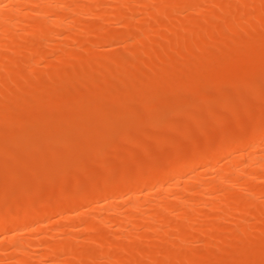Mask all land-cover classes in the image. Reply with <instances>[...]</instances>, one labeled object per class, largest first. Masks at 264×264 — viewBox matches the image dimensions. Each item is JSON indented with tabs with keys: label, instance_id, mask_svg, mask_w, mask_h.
Returning <instances> with one entry per match:
<instances>
[{
	"label": "rangeland",
	"instance_id": "374dc122",
	"mask_svg": "<svg viewBox=\"0 0 264 264\" xmlns=\"http://www.w3.org/2000/svg\"><path fill=\"white\" fill-rule=\"evenodd\" d=\"M29 1L32 0H18V2L11 0L3 1V6L1 5L0 7V22L3 19L7 20L12 18L17 10L28 11L26 7H28L27 4ZM93 1H95V4L91 0L76 1L77 5H91L92 3L96 5L97 1H103L101 10H105V12L101 11L100 7L97 8L95 6L94 8L99 10H96V15L95 13L94 15H88V13L85 15L83 13L79 14V16L81 15L80 19L79 17L75 18L79 23L81 20L80 27H83L82 30L84 29L83 31L85 33L82 32L79 34L82 30L78 29L79 26L74 25L75 23L72 22L71 15V18H66V20L70 19L69 21H71L70 28L67 27V30L65 29L54 41L48 37L56 28L51 23L45 24L43 33H40L41 36H39L40 34L38 32H36L38 36L33 34L31 37L27 36V34L24 36L23 34L21 36L24 39L22 42H20L21 39L16 42L14 37L11 38L16 29L20 30V25L24 26L22 24L23 22H29L27 18H25V21L23 19H17L20 23L17 22L13 26H18L15 30L13 27L11 28L13 30L10 29L14 31L11 34L12 36L8 37L10 39L7 38V35L5 39V36L1 37L4 34L0 35V43L1 41H6L4 42L5 45L4 43L0 44V81L3 80L0 82V86L3 85L0 87V219L5 218L6 220L18 222L22 218V213L25 214L30 209V214L32 215L33 213L35 215L33 216L35 221L32 220L34 222L31 221L32 224L29 223V227L26 226L22 230L18 229L19 231L17 229L13 230L14 228L11 231L10 228L9 231H6L8 233L0 235V264H6L5 262L7 264H13V262L14 264H27L30 260L32 262H30L31 264H84L85 260V264L89 261L88 264H264V194L260 193V197L255 196V198L258 197L255 203L249 201L250 198L252 200L253 195L251 197V194L254 191L258 190L259 192L264 188V175L260 174L261 171L251 173L252 175H249L250 177L248 176V178L244 177V174V176L242 175V166L232 167L233 164H231L233 172L229 174L232 175L229 178L236 176L239 180L238 185H235L236 181L230 186L228 184H225L226 186H220L221 191L224 189L225 193H228L230 190L229 195L223 197L225 198L223 201L219 198L224 196L225 193L219 191L220 187L218 188L220 194H214L213 191H208L210 194L218 195L217 198L213 194L211 196L208 195L207 192V195H204L205 198L201 197L202 199L200 200L203 204L199 201L198 203L200 204L197 206H200L197 208L203 213L198 214L207 217L204 219L201 218L197 224L198 228L189 229L185 226V223L181 225V219L183 222H186V219L180 217L181 219L179 220V217L176 216H182L183 214L180 213H183V211L179 213L180 208L177 209L179 211H172L167 207V205H173V202L175 203L174 199L177 197H180L182 200L180 198L177 199L182 202L191 200L193 203L195 200L192 201L193 198L191 199L189 197L190 194L186 190L183 193H181V190H179L180 192L178 191L179 193L176 192L178 190L174 188L176 184H179V189H189L193 185V190L196 188V191L198 189L201 191L204 188L203 183L207 181L212 182L214 179H217L220 168L236 160L239 153L250 152L251 149H244L242 147L249 138L264 132V0L250 1V3L255 2L250 6L249 4L245 6L246 9L243 7L244 9L242 8V11H239L241 13L238 12L241 15L236 14L239 18L235 15L238 21H233L234 25L236 23V28L231 24L230 28L226 30L221 27L224 22L229 27V21L227 20H231L229 19L231 15L228 16L226 7L232 4L236 5L237 1L235 4V0H197L198 2L196 0H172V4L168 0H141L139 3L142 2V6L138 5V0H129V2H125L127 7L124 5V7L120 6L122 0H120L119 7L116 6L118 0ZM156 1L157 3L160 2V5ZM173 1L178 4L177 8H173L176 7ZM195 2L198 3H196L198 6L200 5L199 8H193ZM154 3L156 6L159 5V11H154V9H157V7L153 8ZM190 3L192 6L189 5ZM130 4H137L140 6V10L138 9L135 12L134 9L137 8L135 6L130 7ZM208 5L209 7H207ZM24 6L26 9H23ZM123 8H131L130 10L134 12L126 9V13L130 11L131 14L129 12L130 15L128 14V17L126 16L127 18H124L125 20H118L112 17L124 11ZM141 8H143L142 11ZM165 8L169 10H165ZM108 9L110 12L116 11V13H107L106 11ZM161 9L164 12L169 11V14L168 12L165 14L163 10L162 13ZM258 9H260V12H263L259 14L260 12H257L259 11ZM179 10H181L180 14ZM197 10L202 11L197 12ZM62 12L64 15L66 14L64 11H58L60 15L63 14ZM98 13L100 17L97 16L99 15ZM101 13L103 16H101ZM170 16L173 18L171 19ZM255 17L261 20H257L258 18L255 19ZM246 18H249L250 21L247 22L248 20ZM123 20L124 22L126 21L125 23L127 25L124 24ZM254 21H257L259 25ZM237 24H241L240 26L245 28L241 29L242 27L240 28ZM168 27L172 28L169 29ZM218 27L222 31H219ZM211 28L212 30H210ZM217 28L219 32L216 31ZM22 29L20 32L16 30V34L24 33ZM187 29L189 31L186 32ZM205 30L210 31L207 33ZM11 31L7 32L9 36ZM78 31L80 32L78 33ZM156 31L157 33H154ZM45 32L50 33L46 34ZM180 35L186 36V38L188 37L187 39L183 37V39H190L189 43L184 40L183 44L178 42L180 46H176L175 41L176 43L178 40L180 41ZM52 42L54 43L52 44ZM6 44L7 47L9 46L8 48H11L8 49ZM62 44H65L66 47L64 45L62 46ZM173 45L174 47L176 46L175 49L177 51L172 49ZM2 46H5V48ZM15 47L18 50L15 49V51ZM159 47L163 48L164 54H162V50L158 52ZM29 48L30 50L28 51ZM66 49L69 51L66 52ZM95 49L97 50L95 51ZM33 53L36 55H32ZM62 55L63 57L61 58L60 56ZM18 56L21 57L18 59ZM22 58H25V60L21 63L20 59ZM12 59H17L19 65L13 67L8 73L6 69L11 61H13ZM33 59H37L35 62L38 63H35ZM28 62H33L30 63L32 65L35 64L33 68L30 69L31 65ZM155 64L158 66L161 65L160 70L158 68L156 69ZM136 105L138 106L136 107ZM216 140H219V142ZM262 142L263 147L261 145V153L262 150L264 151V138ZM222 150L228 152L229 154L227 155L230 156H227L224 152L225 154L223 153V155L225 158H223V155L220 153ZM186 152H189L191 155H188ZM216 152L222 156L216 155ZM138 154L142 156L140 159L137 156ZM203 154L205 156L206 154H213V156L208 155L210 159L206 162L213 159L215 163L212 162L211 165L207 163L206 166L202 163L204 166H201L202 164L197 167L195 166L178 183L175 180H172L173 182L167 180L165 183H168L165 185L171 189V192L173 190V193L157 194L158 182H161L160 180L163 178L166 179L176 166L198 158ZM1 160H4V162H1ZM261 161L264 163V157ZM207 165L211 166L212 170L210 167L209 169L212 172L207 169ZM97 171L101 174H97ZM201 172H204V174H201ZM255 173H258V175ZM245 178L249 180H245ZM149 184L152 188L148 186ZM141 186L142 188H140ZM218 191L216 190V192ZM156 194L157 196H154ZM212 195L220 201L218 202L216 199H213L214 197ZM160 197L163 198L161 199ZM128 198L130 201L133 198L132 201L143 202L145 205L144 207L141 205V210H143L137 212L136 217H140L139 220H145L150 215L156 216L159 214L158 212L162 214V209H160L162 207L164 215L169 213L165 212L168 211L167 208L170 210V214L162 217L163 220L168 217L167 219L176 220L175 225L177 222H180V225L177 224L179 227L176 229H174V226L173 228L171 226L170 229L173 231L167 229L168 227L166 225L167 233L170 234L168 235L167 243L170 244L162 246V241H160L161 237L166 236L165 225L163 224L164 222H168L167 219L156 222L158 225L160 224L159 227L163 231H156L154 229V232L151 229L152 232L143 226V228L139 227L140 229H136L140 233L136 232L138 235V237L136 235V239L132 238L131 240L125 238L128 227H126L127 223H123L125 221H121L124 219L123 217L126 213L130 212ZM156 199H160V203L165 200L167 203L171 201V204L164 202L167 204L165 205L167 208L164 207V204L160 208L158 206L154 207L152 203H159L153 202ZM232 200L235 201L233 202ZM122 201L124 202L123 204L121 203ZM203 201L207 203L210 201V205L214 201L218 202L222 206L218 209L220 212L211 210L209 208L210 206L208 204L206 205ZM228 204L230 206L233 205L232 213L234 215L232 214L231 217L233 216V220H237L232 222L233 220L231 219V223H233L231 231L227 229H224L227 230L224 231L223 228L227 227L226 223L228 225V221L225 220L226 208H229L227 207ZM249 204H255L253 206L254 209ZM245 205L247 208H245ZM176 207H172L173 210ZM198 209L197 212H201ZM190 211L193 210L190 209L188 211L189 214L193 213ZM82 212L84 214H81ZM106 215L107 218H105ZM110 216L113 217L110 218ZM159 216L161 218V215ZM85 219L88 221V224L90 223L89 225L87 223L84 225L83 221ZM109 219L119 221L115 222L116 224H111L107 222ZM142 220L140 221V225ZM104 222L107 224L103 225L105 224ZM45 223L48 228H45ZM62 223H64V226ZM169 223L171 222L169 221ZM82 224L84 225V229ZM203 224L204 226H209L205 228ZM93 225L95 228H93ZM155 225L158 227L157 224ZM85 226H88L89 229L87 227L86 229ZM67 227L69 228L68 230ZM171 231H175L174 234ZM53 232H55V235H52ZM220 233L222 234L220 235ZM211 234L215 238L217 236L220 238L217 237V240L214 238V241L213 238H210L212 236ZM101 235L105 236L101 239ZM159 235L160 238L158 237ZM107 238H110L109 244L113 246L110 245L112 248L107 246L109 248L108 251H110L105 255L103 253H106L107 247L101 246L104 244V239L108 242ZM13 239H15V243L17 241L22 242V244L25 241L26 243L28 241L30 244L33 242L34 246L29 245L27 247L28 253L26 252V255H30L32 259L28 255L25 258L22 255L23 253L21 255L17 253V256H21L20 259H24L27 263H24L20 259L18 261L15 260V255L13 256L12 254L14 253V249H12L13 247L10 244ZM169 239L173 241L169 242ZM42 240V243L39 242ZM71 240L72 242L69 244L68 242ZM204 240L205 242L203 243ZM99 241H101L100 247L98 246V244L100 245ZM38 243L40 244L38 245ZM43 243H45V246ZM214 243L217 244L214 245ZM17 245L19 244L17 243ZM8 247L9 249H7ZM19 247L22 248L21 245ZM27 248H25V251ZM103 248L105 251L100 255L104 256L98 255L97 262L95 257L97 254L96 251H100V249L104 250ZM138 248H140V251L144 255L146 254V257L144 255H140L139 257L135 254ZM63 250L69 252L73 250V257L66 255L68 258H65V256L63 258L60 255ZM76 251V255L78 256H74ZM144 251H147V253ZM156 252L158 253L156 254ZM132 253L136 256L132 255ZM69 255L71 254L69 253ZM148 256L149 258H147ZM13 257L15 258L14 260L11 259ZM61 257L64 261L61 260ZM92 258L93 262L91 261ZM27 259L30 260L28 261Z\"/></svg>",
	"mask_w": 264,
	"mask_h": 264
},
{
	"label": "bare ground",
	"instance_id": "6f19581e",
	"mask_svg": "<svg viewBox=\"0 0 264 264\" xmlns=\"http://www.w3.org/2000/svg\"><path fill=\"white\" fill-rule=\"evenodd\" d=\"M3 1H5V0H0V7H1V5L3 6ZM11 1H15V2H18V0H11ZM23 1V0H22ZM77 0H32V1H29V3L27 4V6L28 7H26V8H28V11H24V10H17L14 14V16H12V18H9V19H3L1 22H0V33H2V34H0V35H3V36H1V37H4V39L6 38V35H7V38L8 37H11L12 35V37L11 38H13L14 37V39L16 40V42L19 40L20 41V39H21V41L20 42H22V40H24L23 39V37H21V36H23V34H24V36H25V34H27V36H29V37H31V36H33V34L35 35V36H38V35H36L37 33L36 32H38V34H40L41 32L43 33V29H44V26H46L45 24H47V23H51L53 26H55L56 28H55V30L54 31H52V33H50V35H48V37H50L53 41L54 40H56L57 38H58V36L62 33V32H64L65 31V29L67 30V27H69L70 28V22L71 21H69V20H66V18L68 17V18H71L70 16L72 15V18L71 19H73V23H75L74 25H77V27L79 26L80 27V24H81V20H80V23H79V21L77 20V19H75V18H78L79 17V19H80V17H81V15L79 16V14H83V13H85V15H86V13H88V15L90 14V15H94V13L96 12V8H94L95 6H97V8L98 7H100V10H101V7L103 6V1H97L96 2V5H94L95 3V1H93V0H91V2H93L91 5H89V4H87V5H77V2H76ZM90 1V0H89ZM105 1H107V0H105ZM115 1H117V0H115ZM141 0H138V2L137 3H139ZM163 1H165V0H163ZM169 1V3H171L172 2V0L170 1V0H168ZM167 1V2H168ZM176 1H178V0H176ZM192 1H194V0H192ZM197 1V0H196ZM210 1V0H209ZM208 1V2H209ZM214 1V0H213ZM236 1H237V4H236ZM250 1H252V0H235V4L236 5H228V7H226L227 8V12H228V16H230L231 15V17L229 18V19H231V20H227V21H229V23H228V25H229V27L227 26V24L224 22V24H222L221 22V27H223L225 30L226 29H228V28H230V26H231V24L236 28V23H235V25H234V22L236 21V22H238L237 20H236V16H237V18H239L238 17V15H241V14H239V13H241V12H239L243 7H245V6H247L248 4H249V6L252 4V3H254V2H252V3H250ZM258 1V0H257ZM21 2V1H20ZM102 3V5H100V3ZM122 2H124V3H122ZM127 2H129V0H126V1H124V0H122L121 1V5L120 6H125V7H127L126 6V3ZM147 2V1H146ZM145 2V3H146ZM150 2V1H149ZM174 2V4L176 5V7H173V8H177V3L175 2V1H173ZM189 2V1H188ZM198 2V1H197ZM197 2H195L194 4H193V8H195V7H198L199 8V6L197 5L198 3ZM207 2V3H208ZM233 2V1H232ZM22 3V2H21ZM20 3V4H21ZM79 3V2H78ZM83 3V2H82ZM89 3V2H88ZM119 3H120V0H118V3H117V5L116 6H118L119 5ZM156 3H157V1H156ZM160 3V2H159ZM159 3H157V4H159ZM162 3V2H161ZM169 3H167V4H169ZM197 3V4H196ZM230 3V2H229ZM263 3V2H262ZM19 4V3H18ZM26 4V3H25ZM97 4H99V5H97ZM141 4H143L142 2L141 3H139L138 5H141ZM172 4V3H171ZM170 4V5H171ZM8 5V4H7ZM10 5V4H9ZM16 5V4H15ZM112 5V4H111ZM128 6H129V4H127ZM137 4H135V5H131L130 4V7L131 6H135V8H137V9H134L135 10V12L139 9L140 10V6H138ZM160 5V4H159ZM159 5H155V3H154V7L153 8H155V7H157V9H154V11L155 10H158L159 11V9L158 8H160L159 7ZM190 6H192V4L190 3L189 4ZM197 5V6H196ZM202 5V4H201ZM209 5H211V4H209ZM209 5L207 6V7H209ZM218 5V4H217ZM26 6V5H25ZM25 6H24V8L23 9H26L25 8ZM81 6V7H80ZM92 6V7H91ZM123 6V7H124ZM137 6V7H136ZM142 6V5H141ZM163 6V5H162ZM171 6H173V5H171ZM170 6V7H171ZM119 7V6H118ZM139 7V8H138ZM165 7V6H164ZM206 7V6H205ZM204 7V8H205ZM223 7H224V5H223ZM15 8H17V7H15ZM93 8V9H92ZM201 8V7H200ZM229 8V9H228ZM264 8V7H263ZM263 8H262V10H263ZM126 9H128V10H130L131 8H123V10L124 11H122V12H120V13H118V14H115L116 13V11H114V12H110L109 11V9H108V11H106L107 13L108 12H110L111 14L113 13V14H115L114 16H112V17H115L116 19H124L126 16L128 17V14H129V12L131 11V12H134V11H132V10H130V11H128V13H126L127 12V10ZM142 9L143 8H141V11H142ZM152 9V8H151ZM197 9V8H196ZM209 9V8H208ZM221 9V8H220ZM244 9V8H243ZM245 9H246V7H245ZM92 10H94V11H92ZM114 10V9H113ZM118 10V9H117ZM120 10V9H119ZM126 10V11H125ZM144 10H145V8H144ZM150 10V9H149ZM162 10L163 9H161V12H162ZM165 10H169V9H166L165 8ZM173 10V9H172ZM172 10H171V12H172ZM176 10V9H175ZM200 10V9H199ZM199 10H197V12L199 11ZM254 10V9H253ZM259 11H257V12H260V9H258ZM13 11H15V10H13ZM58 11H64L66 14L64 15V13L62 14V15H64V16H62V15H60V13H58ZM97 11H99V10H97ZM101 11H103V10H101ZM146 11V10H145ZM153 11V10H152ZM174 11V10H173ZM180 11L181 10H179V14H180ZM191 11V10H190ZM202 11V10H201ZM201 11H199V12H201ZM242 11V10H241ZM264 11V10H263ZM263 11H261V12H263ZM0 12H1V10H0ZM103 12H105V10L103 11ZM131 12H130V14H131ZM163 12H164V10H163ZM162 12V13H163ZM168 12V14H169V11H166V12H164L165 14ZM196 12V13H197ZM239 12V13H238ZM261 12L259 13V14H261ZM109 13V14H110ZM156 13V12H155ZM193 13V12H192ZM223 13H225V12H223ZM238 13V15H236ZM245 13V12H244ZM264 13V12H263ZM76 14V15H75ZM77 14H78V16H77ZM97 13H95V15H96ZM99 14V13H98ZM127 14V15H126ZM129 14V15H130ZM160 14V13H159ZM182 14V13H181ZM194 14V13H193ZM76 17H75V16ZM105 15V14H104ZM135 15V14H134ZM152 15V14H151ZM164 15V14H163ZM202 15V14H201ZM236 15V16H235ZM264 15V14H263ZM9 16H11L10 14H9ZM8 16V17H9ZM74 16V17H73ZM97 16H99L100 17V14L99 15H97ZM101 16H103V14L101 13ZM173 17H174V15H172ZM172 16H170L171 17V19L173 18ZM233 16V17H232ZM258 17H259V15H257ZM126 17V18H127ZM130 17V16H129ZM160 17V16H159ZM219 17V16H218ZM235 17V18H234ZM258 17H255V19L256 18H258ZM262 17V16H261ZM25 18H27L28 20L27 21H29V22H23L22 24L25 26V28H24V26H22V25H20V30H21V28H23L22 29V31L24 30V33L22 32V34H16L17 32H20V30H18V29H16L17 30V32H16V30H15V28H17L16 26L15 27H13L17 22L18 23H20V21H17V19H19V20H24L25 21ZM98 18V17H97ZM104 18V17H103ZM107 18V17H106ZM141 18V17H140ZM167 18H168V16H167ZM177 18V17H176ZM201 18V17H200ZM233 18V19H232ZM242 18V17H241ZM263 18V17H262ZM112 19V18H111ZM179 19V18H178ZM243 19V18H242ZM247 19V18H246ZM113 20V19H112ZM125 20V19H124ZM124 20H123V22H124ZM144 20V19H143ZM143 20H142V22H143ZM153 20H155L154 18H153ZM162 20V19H161ZM193 20V19H192ZM240 20V19H239ZM248 21L247 22H249L250 20H249V18L247 19ZM254 20V19H253ZM252 20V21H253ZM257 20H261L260 18H258ZM67 21H69V22H67ZM134 21V20H133ZM160 21V20H159ZM165 21V20H164ZM234 21V22H233ZM126 22V21H125ZM124 22V24H126ZM129 22V21H128ZM240 22V21H239ZM254 22H256L257 23V25H259V23L257 22V21H254ZM262 22V21H261ZM26 23H28V24H26ZM79 23V24H78ZM242 23V22H241ZM252 23V22H251ZM263 23V22H262ZM26 24V25H25ZM68 24H69V26H68ZM129 24H130V22H129ZM174 24H175V22H174ZM219 24V23H218ZM243 24H246V23H243ZM242 24V25H243ZM18 25V24H17ZM49 25V24H48ZM127 25V24H126ZM152 25V24H151ZM226 25V27H224ZM238 25V24H237ZM241 24H239L238 26L241 28V29H243V28H245V27H243V26H240ZM252 25V24H251ZM86 26V25H85ZM101 26V25H100ZM99 26V27H100ZM132 26H133V24H132ZM153 26H155V25H153ZM250 26V25H249ZM14 28V30H15V33H13L14 31H11V30H13V29H11V28ZM48 27H50V26H48ZM78 27V29H81L82 30V28L83 27H80L79 28ZM130 27V26H129ZM148 27V26H147ZM150 27V26H149ZM156 27H157V25H156ZM181 27V26H180ZM185 27V26H184ZM183 27V28H184ZM210 27V26H209ZM213 27V26H212ZM248 27V26H247ZM259 27V26H258ZM261 27V26H260ZM68 28V29H69ZM72 28V27H71ZM76 28V27H75ZM144 28V27H143ZM169 29H171L170 27H168ZM186 28H188V27H186ZM219 28V27H218ZM218 28H217V30L216 31H218ZM253 28V27H252ZM11 29V30H10ZM162 29V28H161ZM192 29V28H191ZM223 29V30H224ZM232 29V28H231ZM11 31V33H10V36H9V33H7V32H10ZM80 30V31H81ZM84 30V29H83ZM78 31V33L79 34H81L82 32H84V31ZM89 30V29H88ZM146 30V29H145ZM149 30V29H148ZM184 30V29H183ZM210 30H212V28L210 29ZM210 30H208V31H210ZM221 30V28H219V31ZM224 30V31H225ZM245 30V29H244ZM251 30H253V29H251ZM35 31V32H34ZM51 31V30H50ZM98 31H100V30H98ZM142 31H144L143 29H142ZM151 31H153V30H151ZM150 31V32H151ZM172 31V30H171ZM182 31V30H181ZM187 31H189L188 29L186 30V32ZM205 31H207V30H205ZM207 31V33H209ZM218 31V32H219ZM222 31V30H221ZM229 31H230V29H229ZM166 32V31H165ZM184 32V31H183ZM204 32V31H203ZM243 32V31H242ZM13 33V34H12ZM46 33V32H45ZM48 33V32H47ZM46 33V34H47ZM48 33V34H49ZM77 33V32H76ZM85 33V32H84ZM132 33V32H131ZM141 33V32H140ZM154 33H157V31L156 32H154ZM190 33V32H189ZM188 33V34H189ZM211 33H212V31H211ZM12 34V35H11ZM46 34H44V35H46ZM78 34V35H79ZM119 34V33H118ZM136 34V33H135ZM144 34H145V32H144ZM201 34H203V33H201ZM67 35V34H66ZM124 35V34H123ZM129 35V34H128ZM137 35V34H136ZM135 35V36H136ZM204 35V34H203ZM39 36H41V34L39 35ZM72 36V35H71ZM105 36V35H104ZM141 36V35H140ZM160 36V35H159ZM209 36V35H208ZM0 37V38H1ZM43 37H46V36H43ZM67 37V36H66ZM79 37V36H78ZM112 37H113V35H112ZM180 38V41L178 40L177 41V43L178 42H180V43H182L183 44V41L185 40V39H187L186 38V36L184 37L183 35H180L179 36ZM183 37L185 38V39H183ZM191 37V36H190ZM194 37V36H193ZM24 38H26V37H24ZM74 38V37H73ZM105 38V37H104ZM121 38V37H120ZM143 38V37H142ZM201 38V37H200ZM202 38H204V37H202ZM207 38V37H206ZM8 39H10V38H8ZM44 39H46V38H44ZM107 39V38H106ZM110 39V38H109ZM122 39H124V37H122ZM173 39V38H172ZM195 39V38H194ZM27 40V39H26ZM108 40V39H107ZM116 40V39H115ZM118 40H119V38H118ZM175 40H176V38H175ZM196 40V39H195ZM244 40V39H243ZM246 40V39H245ZM255 40V39H254ZM9 41V40H8ZM11 41V40H10ZM32 41V40H31ZM187 43H189V41H190V39H188V40H185ZM202 41V40H201ZM219 41V40H218ZM247 41V40H246ZM4 42H6V41H1V43H4ZM50 42V41H49ZM59 42V41H58ZM63 42V41H62ZM114 42V41H113ZM193 42L195 43V41L193 40ZM199 42V41H198ZM224 42V41H223ZM249 42H251V41H249ZM0 43V44H1ZM15 43V42H14ZM46 43V42H45ZM51 43V42H50ZM54 42H52V44H53ZM68 43V42H67ZM108 43V42H107ZM173 43H174V41H173ZM176 43V41H175V44H176V46H180V44L178 43L177 44ZM19 44V43H18ZM17 44V45H18ZM43 44V43H42ZM49 44V43H48ZM69 44V43H68ZM103 44V43H102ZM105 44V43H104ZM168 44V43H167ZM174 44V45H175ZM191 44V43H190ZM226 44V43H225ZM4 45H5V43H4ZM44 45V44H43ZM47 45V44H46ZM65 46V44H62V46ZM174 45L172 46L173 48V50L175 51H177V49H175V47H174ZM200 45V44H199ZM212 45V44H211ZM230 45V44H229ZM253 45H254V43H253ZM1 46V45H0ZM45 46V45H44ZM62 46H61V48H62ZM85 46V45H84ZM97 46V45H96ZM186 46H188V44H186ZM192 46V45H191ZM207 46V45H206ZM226 46V45H225ZM3 48H5V46H2ZM6 47H7V44H6ZM9 47V46H8ZM7 47V48H8ZM12 47H14L13 45H12ZM19 47V46H18ZM26 47V46H25ZM33 47V46H32ZM37 47V46H36ZM35 47V48H36ZM40 47V46H39ZM50 47V46H49ZM66 47V46H65ZM64 47V48H65ZM69 47V46H68ZM67 47V48H68ZM86 48H88L87 46H85ZM99 47V46H98ZM168 47V46H167ZM181 47H182V45H181ZM11 48V47H10ZM10 48H8V49H10ZM31 48V47H30ZM30 48L28 49V51L30 50ZM55 48V47H54ZM53 48V49H54ZM56 48H58L57 46H56ZM171 48V47H170ZM169 48V49H170ZM15 49H17L16 47L14 48V50ZM27 49V48H26ZM50 49V48H49ZM142 49V48H141ZM166 49V48H165ZM172 49H170V50H172ZM18 50V49H17ZM64 50V49H63ZM63 50H62V52H63ZM67 50V49H66ZM93 50V49H92ZM97 49H95V51H96ZM161 50L163 51V53L162 54H164L165 52H164V50H163V48H161V47H159V51L158 52H161ZM170 50H169V52H170ZM172 50V51H173ZM16 51V50H15ZM38 51V50H37ZM69 50H67L66 52H68ZM133 51V50H132ZM140 51V50H139ZM154 51V50H153ZM179 51V50H178ZM204 51V50H203ZM3 52V51H2ZM46 52V51H45ZM49 52V51H48ZM71 52V51H70ZM134 52L136 53V51L134 50ZM149 52V51H148ZM168 52V51H167ZM18 53V52H17ZM23 53V52H22ZM55 53V52H54ZM140 53V52H139ZM35 53H33L32 55H34ZM51 54V53H50ZM63 54V53H62ZM66 54V53H65ZM68 54V53H67ZM86 54V53H85ZM96 54V53H95ZM169 54V53H168ZM36 55V54H35ZM76 55V54H75ZM140 55V54H139ZM159 55V54H158ZM170 55V54H169ZM232 55V54H231ZM12 56V55H11ZM67 56V55H66ZM100 56V55H99ZM156 56V55H155ZM160 56H161V54H160ZM195 56V55H194ZM19 57H21V56H18L17 58L19 59ZM23 57V56H22ZM55 57H56V55H55ZM61 58L63 57V55L62 56H60ZM78 57V56H77ZM153 57V56H152ZM165 57H166V54H165ZM26 58V57H25ZM25 58L23 59H20L21 61V63H22V61H24L25 60ZM28 58V57H27ZM35 58V57H34ZM92 58V57H91ZM108 58V57H107ZM132 58V57H131ZM161 58V57H160ZM160 58H159V60H160ZM49 59V58H48ZM59 60H60V58H58ZM57 59V60H58ZM166 59V58H165ZM164 59V60H165ZM13 60V59H12ZM37 59H33V61L35 62ZM50 60V59H49ZM48 60V61H49ZM132 60V59H131ZM161 60H162V58H161ZM161 60H160V62H161ZM39 61V60H38ZM46 61V60H45ZM55 61V60H54ZM116 61V60H115ZM122 61V60H121ZM118 62V61H117ZM190 62V61H189ZM29 64L30 63H33V62H28ZM35 63H38V62H35ZM43 63H44V61H43ZM51 63V62H50ZM60 63V62H59ZM42 64V63H41ZM216 64V63H215ZM17 65H19V61L16 59V60H13V61H11V63H10V65L7 67V69H6V72H10L11 70H12V68L13 67H15V66H17ZM31 65V67H30V69L31 68H33V65H35V64H30ZM51 65H53V64H51ZM141 65V64H140ZM23 66V65H22ZM26 66V65H25ZM48 66V65H47ZM174 66V65H173ZM24 67V66H23ZM39 67V66H38ZM50 67V66H49ZM118 67V66H117ZM124 67V66H123ZM155 67H156V69L158 68V70H160L159 68L161 67V65L160 66H158V65H156L155 64ZM200 67V66H199ZM28 68V67H27ZM30 69H28V70H30ZM34 69H35V66H34ZM81 69V68H80ZM155 69V68H154ZM24 70V69H23ZM43 70V69H42ZM119 70V69H118ZM214 70V69H213ZM153 71H155V70H153ZM4 72V71H3ZM62 72V71H61ZM84 72V71H83ZM90 72V71H89ZM17 73V72H16ZM25 73H26V70H25ZM45 73V72H44ZM102 73V72H101ZM204 73V72H203ZM154 74H155V72H154ZM5 75H7V74H5ZM117 76V75H116ZM153 76V75H152ZM3 77V76H2ZM8 77V76H7ZM55 77V76H54ZM26 78V77H25ZM38 78V77H37ZM58 78H59V76H58ZM111 78V77H110ZM109 78V79H110ZM19 79V78H18ZM27 79H29V78H27ZM39 79V78H38ZM226 79V78H225ZM3 80H1L0 82H2ZM8 81H9V79H8ZM181 81V80H180ZM6 82V81H5ZM104 82V81H103ZM106 83V82H105ZM18 84V83H17ZM99 84V83H98ZM1 85V84H0ZM150 85V84H149ZM3 86V85H2ZM2 86H0V87H2ZM52 86V85H51ZM99 86V85H98ZM175 86V85H174ZM13 87V86H12ZM12 89V88H11ZM7 91V90H6ZM119 91V90H118ZM216 95V94H215ZM256 96V95H255ZM216 97V96H215ZM114 98V97H113ZM190 99V98H189ZM89 102V101H88ZM84 103V102H83ZM252 103V102H251ZM198 104V103H197ZM83 105V104H82ZM192 105V104H191ZM6 106V105H5ZM84 106V105H83ZM138 105H136V107H137ZM173 106V105H172ZM89 107V106H88ZM96 107V106H95ZM140 107V106H139ZM205 107V106H204ZM8 108V107H7ZM153 108V107H152ZM240 108V107H239ZM82 110V109H81ZM193 110V109H192ZM163 111V110H162ZM188 111V110H187ZM190 111V110H189ZM242 111V110H241ZM264 111V110H263ZM227 112V111H226ZM103 113V112H102ZM102 113H101V115H102ZM258 113V112H257ZM145 114V113H144ZM160 114V113H159ZM239 114H240V112H239ZM246 114V113H245ZM143 115V114H142ZM72 116V115H71ZM77 116V115H76ZM241 116V115H240ZM185 117V116H184ZM188 117V116H187ZM225 117H226V115H225ZM242 117H243V114H242ZM65 118V117H64ZM219 119V118H218ZM228 119V118H227ZM247 119V118H246ZM190 120V119H189ZM199 120V119H198ZM243 120V119H242ZM231 121H232V119H231ZM244 121H245V119H244ZM188 122V121H187ZM228 122V121H227ZM145 123V122H144ZM215 123V122H214ZM213 123V124H214ZM232 123V122H231ZM230 123V124H231ZM220 124V123H219ZM249 124V123H248ZM209 125H210V122H209ZM217 125V124H216ZM213 126V125H212ZM229 127H230V125H229ZM249 128V127H248ZM197 129V128H196ZM232 129V128H231ZM237 129V128H236ZM16 130V129H15ZM163 130V129H162ZM218 130V129H217ZM249 131V130H248ZM264 131V130H263ZM262 131V132H263ZM235 132V131H234ZM261 132V133H262ZM130 134V133H129ZM163 136V135H162ZM217 137V136H216ZM12 138V137H11ZM136 138V137H135ZM139 138V137H138ZM170 138V137H169ZM219 138V137H218ZM263 138H264V132L262 133V134H258V135H255V136H253V137H251V138H249L248 140H247V142H246V144H244V146H242L244 149H246V148H249V150H250V152H248V153H239V156L237 157V159L236 160H234V161H229L230 163L229 164H226V166L224 167H222V168H220L219 169V175L217 176V179L215 180H213L212 182H205V183H203V185H204V188L200 191L199 189V191L197 190L196 191V188L193 190V185H192V189L191 188H189V189H179V184H176V187H174L175 188V190L176 189H178L176 192L177 193H179L180 191L179 190H181L182 192L181 193H183V192H186L187 191V193H189L188 195H189V197H191V199H192V201L193 200H195L193 203L191 202V200H186V199H184V200H186V201H184V202H182L181 200V198L180 197H177V196H175V197H177L178 199L180 198L181 200H178L177 198L176 199H174V201H175V203L173 202V205L171 204V201H170V203H167L166 202V200L164 201V202H166L167 204H171V206L169 205H167L166 203H164V202H162V203H160V199H156L155 201H153V202H159V203H152V205H154V207L156 206H158V208H160V206H163V204H164V207H165V205H167V207L168 208H170L172 211H175V210H177V209H179L180 208V211L179 210H177V211H179V213L180 212H182L183 211V213H180V214H183L182 216H176V217H179V220L183 217L184 219H186L185 221L186 222H183V220L181 219V225H184V223H185V226H187L189 229H194V228H198V226H197V224L200 222V220H201V218H206V217H204V216H202L201 214L199 215L198 213H203L200 209H198L197 207H199V206H197L198 204H200V203H198L199 201H201L200 199H202L201 197H204V195L206 196L207 194L208 195H210L211 196V194H215V193H219V191L222 193H225V191H224V189H223V191H221V187L220 186H226L225 184H228V186H230L231 184H233V183H235L236 181V183H235V185L237 184L238 185V179H237V177L235 176V177H231V178H229L230 176H232V175H229L231 172H233V168L232 167H234V166H238L239 167V165L240 166H242V175L244 176V177H248L249 175H252L251 173H253V172H256V171H261V173L260 174H263L264 175V163H262L263 161H261V159L264 157V151L262 150V153L260 152V150H261V145H262V147H263ZM97 140V139H96ZM181 140V139H180ZM56 141V140H55ZM65 141V140H64ZM179 141V140H178ZM217 141V140H216ZM217 142H219V140L217 141ZM119 143H121L120 141H119ZM32 144V143H31ZM114 144V143H113ZM204 144V143H203ZM181 145H182V143H181ZM87 146V145H86ZM211 146V145H210ZM215 146H217V145H215ZM190 147V146H189ZM187 148V147H186ZM216 148V147H215ZM189 149V148H188ZM227 149V148H226ZM191 150V149H190ZM223 150H225V149H223ZM221 151L220 153L223 155V153L225 152L226 153V155L227 154H229L228 152H226V151ZM229 150V149H228ZM236 150V149H235ZM238 150V149H237ZM189 151V150H188ZM240 151H241V149H240ZM63 152V151H62ZM114 152H116V151H114ZM20 153V152H19ZM69 153V152H68ZM188 155H191V154H189V152H186ZM224 153V154H225ZM235 153H236V151H235ZM261 155H260V154ZM110 154V153H109ZM184 154V153H183ZM214 154V153H213ZM213 154H206V156H205V154H203V155H200L198 158H195V159H193V160H190V161H188V162H185V163H182V164H180L179 166H176V168L175 169H173V171L170 173V175H168V177L166 178V179H162V180H160L161 182H158L157 184H158V188H157V194H172L173 193V190H172V192H171V189L170 188H167L166 187V185H167V183H165L167 180L169 181V180H171V182H173L172 180H175L177 183L180 181V179H182V177H184L187 173H189V172H191L194 168H195V166L197 167V166H199V165H201L202 163H204L205 164V166H206V164L207 163H210L209 165H211V163L213 162V163H215L214 161L215 160H213V159H211L210 161H208V162H206L208 159H210L209 158V156H213ZM216 155H219L217 152L215 153ZM117 155H119V154H117ZM139 155H141V154H138L137 156H139ZM160 155V154H159ZM209 155V156H208ZM216 155H214L215 157H216ZM222 155H219V156H222ZM225 155V156H226ZM227 156H230V155H227ZM140 157H142V156H139V159H140ZM223 158H225L224 157V155L222 156ZM24 158V157H23ZM55 158V157H54ZM138 158V157H137ZM173 158V157H172ZM212 158H214V157H212ZM228 158V157H227ZM232 158V157H231ZM29 159V158H28ZM216 159V158H215ZM218 159V158H217ZM235 159V158H234ZM125 160V159H124ZM127 160H129V159H127ZM137 160V159H136ZM144 161V160H143ZM147 161V160H146ZM221 161V160H220ZM1 162H4V160H1ZM29 162V161H28ZM98 162V161H97ZM122 162V161H121ZM120 162V163H121ZM141 162H142V160H141ZM145 162V161H144ZM163 162V161H162ZM225 162V161H224ZM131 163V162H130ZM160 163H161V161H160ZM165 163H167V162H165ZM165 163H163V164H165ZM228 163V162H227ZM262 163V164H261ZM29 164V163H28ZM168 164V163H167ZM173 164V163H172ZM224 164V163H223ZM231 164H233V166L231 167ZM123 165V164H122ZM161 165V164H160ZM170 165V164H169ZM214 165V164H213ZM212 165V166H213ZM154 166V165H153ZM164 166V165H163ZM201 166H204L203 164L201 165ZM208 166V165H207ZM166 167H167V165H166ZM209 167L211 168V166H208V168L207 169H209ZM214 167V166H213ZM217 167V166H216ZM199 169H201V168H199ZM206 169V168H205ZM237 169V168H236ZM1 170V169H0ZM211 170H212V168H211ZM241 170V169H240ZM2 171H3V169H2ZM21 171V170H20ZM102 171V170H101ZM135 171V170H134ZM163 171V170H162ZM209 171H210V169H209ZM98 172V171H97ZM132 172V171H131ZM136 172V171H135ZM210 172H212V171H210ZM235 172V171H234ZM238 172V171H237ZM24 173V172H23ZM103 173V172H102ZM206 173V172H205ZM217 173V172H216ZM236 173V172H235ZM2 174V173H1ZM95 174H96V172H95ZM97 174H101V173H97ZM131 174H134V173H131ZM201 174H204V172L202 173L201 172ZM210 174V173H209ZM256 174V173H255ZM190 175V174H189ZM239 175V174H238ZM241 175V174H240ZM256 175H258V173L256 174ZM262 175V176H263ZM100 176V175H99ZM198 176V175H197ZM204 176V175H203ZM261 176V175H260ZM105 177V176H104ZM202 177V176H201ZM239 177V176H238ZM242 177V176H241ZM250 177V176H249ZM248 177V178H249ZM254 177V176H253ZM257 177V176H256ZM2 178V177H1ZM83 178V177H82ZM189 178V177H188ZM204 178V177H203ZM234 178V179H233ZM264 178V177H263ZM88 179V178H87ZM96 179H97V177H96ZM127 179V178H126ZM253 179V178H252ZM84 180H86V179H84ZM83 180V181H84ZM99 180V179H98ZM128 180V179H127ZM196 180V179H195ZM209 180V179H208ZM243 180V179H242ZM245 180H249V179H246L245 178ZM183 181V180H182ZM190 181V180H189ZM202 181H203V179H202ZM260 181V180H259ZM150 182V181H149ZM170 182V181H169ZM204 182V181H203ZM225 182V183H224ZM226 182H228V183H226ZM243 182H244V180H243ZM246 182H248V181H246ZM84 183V182H83ZM175 183V182H174ZM183 183V182H182ZM200 183V182H199ZM224 183V184H223ZM242 183V182H241ZM245 183V182H244ZM263 183H264V180H263ZM262 183V184H263ZM166 184V185H165ZM173 184V183H172ZM186 184V183H185ZM248 184V183H247ZM260 184V183H259ZM261 184V185H262ZM196 185V184H195ZM242 185H246V184H242ZM241 185V186H242ZM250 185H251V183H250ZM87 186V185H86ZM148 186H150L151 187V185L149 184ZM147 186V187H148ZM152 186H154V185H152ZM189 186V185H188ZM187 186V187H188ZM233 186V185H232ZM231 186V187H232ZM255 186H257V185H255ZM131 187H133V186H131ZM200 187H202V186H200ZM220 187V188H219ZM239 187V186H238ZM251 187V186H250ZM253 187V186H252ZM263 187V186H262ZM261 187V188H262ZM71 188V187H70ZM140 188H142V186L140 187ZM152 188V187H151ZM218 188L220 189L219 191H218ZM240 188V187H239ZM242 188H243V186H242ZM245 188V187H244ZM136 189V188H135ZM147 189V188H146ZM241 189V188H240ZM255 189V188H254ZM133 190V189H132ZM132 190H128V191H132ZM142 190H144V189H142ZM141 190V191H142ZM174 190V191H175ZM184 190H186V191H184ZM216 190L218 191V192H216ZM226 190V189H225ZM245 190V189H244ZM243 190V191H244ZM250 190V189H249ZM252 190V189H251ZM54 191V190H53ZM153 191H155V190H153ZM179 191V192H178ZM208 191H210V192H212L213 191V193H211L210 194V192L208 193ZM215 191V192H214ZM227 191V190H226ZM234 191V190H233ZM247 191V190H246ZM55 192V191H54ZM127 192V191H126ZM125 192V193H126ZM171 192V193H170ZM206 192H207V194H206ZM229 192H230V190L228 191V193H225L224 194V196H222L221 198H219L220 200H224L225 198H223V197H225L226 195H229ZM231 192H232V189H231ZM254 192H257V193H254ZM253 192V194H251V197H252V195H253V198H252V200H251V198L249 199V201L251 202V203H255V201H257V198H255V196H259L260 195V193H262V194H264V188H262L259 192H258V190L257 191H254ZM56 193V192H55ZM122 193H124V192H122ZM132 193V192H131ZM152 193V192H151ZM154 193H156V192H154ZM53 194V193H52ZM127 194H129V193H127ZM143 194V193H142ZM145 194V193H144ZM157 194L156 195H154V196H157ZM213 194V195H214ZM220 194V193H219ZM239 194H240V192H239ZM117 195H118V192H117ZM130 195V194H129ZM147 195V194H146ZM178 195H180V194H178ZM212 195V196H213ZM230 195H232V194H230ZM113 196V195H112ZM115 196V195H114ZM142 196V195H141ZM162 196V195H161ZM180 196H182V195H180ZM216 198H217V196L216 195H214ZM213 196V197H214ZM220 196V195H219ZM233 196V195H232ZM249 196V195H248ZM248 196H246V197H248ZM108 197V196H107ZM130 197V196H129ZM144 197V196H143ZM143 197H141V198H143ZM163 197H165L164 195H163ZM163 197H160L161 199L163 198ZM208 197V196H207ZM213 198V199H216V198ZM260 197V196H259ZM114 198V197H113ZM125 198H127V197H125ZM146 198H148V197H146ZM166 198V197H165ZM205 198V197H204ZM210 198V197H209ZM229 198V197H228ZM44 199V198H43ZM131 199V198H130ZM133 199V198H132ZM132 199H131V201L129 200V198H128V203L130 204H128V207H130L129 209V211L130 212H127L126 213V215L123 217L124 219L121 221V222H123V221H125V222H123V223H127L126 224V227H128V229H127V232H126V234H125V238L126 239H131L132 240V238H134V239H136V235H137V233H139V232H137V230L136 229H140L139 227H141V228H143V226H145V228L146 229H149V230H151V229H153V231H154V229L156 230V231H163L162 229H160V227H159V225H158V223H156V222H160L161 220H163V218L162 217H166L165 215H168V214H170V210L167 208V207H165V208H167V210L168 211H165L166 213L167 212H169L168 214H165L164 215V210H163V207L162 208H160V209H162V214H161V212H158L157 214L158 215H150V216H147V218L145 219V220H142V222H141V225H140V221L141 220H139L140 219V217H136V215H137V212H140V211H142L141 210V205H143L142 207H144L145 205L143 204V202L140 204L139 203V201H132ZM134 199H135V197H134ZM190 199V198H189ZM208 199V198H207ZM234 199V198H233ZM253 199H255L254 201H253ZM260 199V198H259ZM26 200V199H25ZM61 200V199H60ZM64 200V199H63ZM114 200V199H113ZM136 200H138V199H136ZM205 200V199H204ZM212 200V199H211ZM219 200V201H220ZM229 200H231V199H229ZM119 201H121V200H119ZM140 201H142V200H140ZM147 201L149 202V200L147 199ZM151 201V200H150ZM213 201V200H212ZM216 201H218V199H216ZM216 201H214L213 203H211V205L209 204L210 203V201L207 203V202H204V203H206V205L208 204L210 207V209L211 210H217V211H219L218 209L219 208H221L222 206L218 203V202H216ZM226 201V200H225ZM233 202L235 201V200H232ZM232 201H230L231 203H232ZM247 201V200H246ZM245 201V202H246ZM127 202V201H126ZM227 202H228V200H227ZM107 203V202H106ZM109 203H110V201H109ZM122 204L124 203L123 201L121 202ZM145 203V202H144ZM151 203V202H150ZM197 203V204H196ZM229 203V202H228ZM21 204V203H20ZM41 204V203H40ZM146 204V203H145ZM195 204H196V206H195ZM201 204H203L202 203V201H201ZM222 204V203H221ZM227 204V203H226ZM236 204V203H235ZM241 204V203H240ZM259 204V203H258ZM22 205V204H21ZM54 205V204H53ZM106 206H107V204H105ZM151 205V204H150ZM219 205H220V207H219ZM223 205V204H222ZM250 205V207H253L254 205L253 204H249ZM122 206V205H121ZM176 206H178V207H176ZM181 206V207H180ZM204 206V205H203ZM233 206V205H232ZM232 206H230V204H228L227 205V207H229V208H226V207H224V208H226V212H225V214H226V221H228V225H227V223H226V226L227 227H225V228H223V230L224 229H227L228 231H231V228H232V225H233V223H231V219L233 220V216L231 217V215L233 214L232 212H233V207ZM236 206V205H235ZM86 207V206H85ZM153 207V208H154ZM172 207H176L174 210H173V208ZM240 207V206H239ZM258 207V206H257ZM114 208H115V206H114ZM152 208V207H151ZM164 208V209H165ZM184 208V209H183ZM195 208H197L199 211H201V212H197V209H195ZM235 208V207H234ZM245 208H247V206L245 205ZM244 208V209H245ZM95 209V208H94ZM93 209V210H94ZM105 209V208H104ZM183 209V210H182ZM190 209H192L193 211H190V212H193V213H191V214H189V210ZM253 209H254V207H253ZM264 209V208H263ZM41 210V209H40ZM84 210V209H83ZM91 210V209H90ZM108 210V209H107ZM110 210V209H109ZM112 210V209H111ZM197 212H195V211ZM223 210V209H222ZM225 210V209H224ZM235 210H236V208H235ZM29 211H31V209L29 210ZM25 212V214L24 213H22V218H20L19 220L20 221H18V222H13V220H6L5 218H2V219H0V235L1 234H4V233H8V232H6V231H9L10 230V228H11V231H13V230H15V229H24V228H26V226L27 227H29L28 225H29V223L30 224H32L31 223V221L32 220H34L35 221V219H34V217L33 216H35L33 213H32V215L30 214L31 212ZM75 211V210H74ZM119 211V210H118ZM171 211V212H172ZM205 211H207V210H205ZM55 212V211H54ZM73 212V211H72ZM91 212V211H90ZM113 212V211H112ZM149 212H152V211H149ZM148 212V213H149ZM153 212H154V210H153ZM188 212V213H187ZM220 212V211H219ZM240 212V211H239ZM246 212V211H245ZM13 213V212H12ZM15 213V212H14ZM122 213V212H121ZM130 213V214H129ZM208 213V212H207ZM81 214H84L83 212L81 213ZM86 214H88V213H86ZM101 215H105V213L103 212V214L102 213H100ZM114 214V213H113ZM128 214V215H127ZM142 214V213H141ZM153 214V213H152ZM156 214V213H155ZM18 215V214H17ZM58 215V214H57ZM69 215V214H68ZM72 215V214H71ZM80 215V214H79ZM112 215V214H111ZM116 215V214H115ZM159 215H161V218H160V216ZM164 215V216H163ZM176 215V214H175ZM234 215V214H233ZM246 215H248V214H246ZM262 215V214H261ZM16 216V215H15ZM65 216H66V214H65ZM70 216V215H69ZM69 216H68V218H69ZM77 216V215H76ZM200 217V219H199V217ZM248 216H250V215H248ZM263 216V215H262ZM46 217V216H45ZM73 217V216H72ZM80 217V216H79ZM82 217V216H81ZM88 217V216H87ZM87 217H85V218H87ZM113 216H110V218H112ZM171 217V216H170ZM181 217V218H180ZM211 218H212V216H210ZM235 217H236V215H235ZM234 217V218H235ZM260 217V216H259ZM39 218V217H38ZM48 218V217H47ZM51 218V217H50ZM89 218V217H88ZM87 218V219H88ZM91 218H92V216H91ZM103 218V217H102ZM105 218H107V215L105 216ZM138 218V219H137ZM158 218V219H157ZM168 218V217H167ZM167 218H165V219H167ZM209 218V217H208ZM214 218V217H213ZM216 218V217H215ZM8 219V218H7ZM49 219V218H48ZM61 219V218H60ZM100 219V218H99ZM120 219V218H119ZM137 219V220H136ZM165 219L163 220V221H165ZM259 219V218H258ZM105 220V219H104ZM139 220V221H138ZM178 220V219H177ZM178 220V221H179ZM237 219H235V220H233L232 222H235ZM261 220H263L262 218H261ZM12 221V222H11ZM16 221V220H15ZM34 221H32V222H34ZM38 221H40V220H38ZM43 221V220H42ZM76 221V220H75ZM85 221V222H84ZM83 221V223H84V225H86V223L88 222L86 219ZM119 220H111V219H109V220H107V222H110L111 224H113V223H115V222H118ZM162 221V222H163ZM167 221L168 222H164V224L163 225H165V232H166V236L164 237H161L160 238V235L158 236L159 238H160V241H162V243H161V245L163 246V245H165V244H170V243H167L168 242V235H170V234H168L167 233V229H170L171 228V226H172V228H173V226H174V229H176V228H178L179 227V223L180 222H177V224H179V225H175V221L176 220H170V219H167ZM169 221L171 222V223H169ZM216 221V220H215ZM218 221V220H217ZM223 221V220H222ZM60 222V221H59ZM63 222H65L64 220H63ZM80 222V221H79ZM103 222V221H102ZM174 222V223H173ZM105 224H103V225H106L107 223L106 222H104ZM122 223V225H124ZM168 223H169V225H168ZM60 224V223H59ZM76 224V223H75ZM80 224V223H79ZM90 224V223H89ZM88 223H87V225H89ZM109 224V223H108ZM116 224V223H115ZM130 226H129V225ZM155 224H157L158 225V227L155 225ZM172 224V225H171ZM209 224V223H208ZM213 224V223H212ZM219 224V223H218ZM43 225V224H42ZM62 225L64 226V223H62ZM83 225V224H82ZM84 225H83V229H84ZM98 225H99V223H98ZM128 225V226H127ZM166 225H167V229H166ZM229 225H231L230 226V228L228 229V227H229ZM46 226V227H45ZM45 228H48L47 227V225H46V223H45ZM66 226V225H65ZM76 226V225H75ZM77 226H79V225H77ZM94 226V225H93ZM92 226V227H93ZM102 226V225H101ZM100 226V227H101ZM108 226V225H107ZM111 226H113V225H111ZM203 226H204V224H203ZM209 226V225H208ZM208 226H204L205 228H207ZM260 226V225H259ZM50 227V226H49ZM61 227V226H60ZM74 227V226H73ZM88 228L89 229V227L88 226H85V228ZM122 227V226H121ZM125 227V226H124ZM181 227V226H180ZM12 228H14L13 230H12ZM57 228H59V227H57ZM86 228V229H87ZM93 228H95V226L93 227ZM102 228V227H101ZM103 228H105L104 226H103ZM156 228H158V229H156ZM233 228H235V226H233ZM261 228H263V227H261ZM53 229H55V228H53ZM62 229H65V228H62ZM69 228L67 227V230H68ZM81 229V228H80ZM100 229V228H99ZM181 229V228H180ZM221 229V228H220ZM253 229H254V227H253ZM256 229V228H255ZM18 230V231H19ZM48 230V229H47ZM73 230V229H72ZM72 230H70V231H72ZM79 230V229H78ZM101 230V229H100ZM170 230H172V229H170ZM227 230H224V231H227ZM245 230V229H244ZM35 231V230H34ZM62 231V230H61ZM152 231V230H151ZM152 231V232H153ZM173 231V230H172ZM171 231V232H172ZM216 231V230H215ZM218 231V230H217ZM256 231H257V229H256ZM49 232V231H48ZM69 232V231H68ZM137 232V233H136ZM155 232V231H154ZM175 232V231H174ZM174 232H172V234H174ZM179 232V231H178ZM239 232V231H238ZM246 232H248V231H246ZM24 233V232H23ZM35 233V232H34ZM46 233V232H45ZM55 232H53V234L52 235H55L54 234ZM74 233H76V232H74ZM102 233H104V232H102ZM125 233V232H124ZM161 233V232H160ZM159 233V234H160ZM214 233H216V232H214ZM232 233H233V231H232ZM39 234V233H38ZM48 234V233H47ZM140 234V233H139ZM175 234H177V233H175ZM222 233H220V235H221ZM224 234V233H223ZM49 235V234H48ZM51 235V234H50ZM106 235V234H105ZM105 235H103V236H105ZM135 235V236H134ZM163 235H165V234H163ZM212 235V234H211ZM210 235V236H211ZM228 235V234H227ZM226 235V236H227ZM243 235V234H242ZM3 236V235H2ZM76 237H77V235H75ZM99 236V235H98ZM102 236V235H101ZM103 236L101 237V239L103 238ZM173 236V235H172ZM172 236H171V238H172ZM216 236V235H215ZM5 237V236H4ZM13 237V236H12ZM11 237V238H12ZM23 237V236H22ZM70 237V236H69ZM100 237V236H99ZM106 237H108V236H106ZM115 237V236H114ZM137 237H138V235H137ZM158 237H157V239H158ZM170 237V236H169ZM217 237H219V236H217ZM216 237V238H217ZM229 237V236H228ZM256 237V236H255ZM13 238H15V237H13ZM25 238V237H24ZM39 238V237H38ZM43 238H44V236H43ZM79 238V237H78ZM111 238V237H110ZM110 238H107V240H108V242L106 241V239H104L105 241L102 243L103 244V246H101V241H99L100 242V245L98 244V246L100 247H107V246H109L110 247V245L111 244H109L110 243ZM121 238V237H120ZM141 238H142V236H141ZM140 238V239H141ZM210 238H215L213 235L210 237ZM215 238V239H216ZM220 238V237H219ZM26 239L28 240V238L26 237ZM42 239V238H41ZM40 239V240H41ZM50 239V238H49ZM72 239V238H71ZM90 239V238H89ZM112 239V238H111ZM115 239V238H114ZM153 239V238H152ZM151 239V240H152ZM193 239V238H192ZM215 239H214V241H215ZM218 239V238H217ZM216 239V240H217ZM14 240L15 239H13L12 240V242L10 243L11 245H12V249H14V253H12L13 254V256L16 258H11V259H15L16 261H18L19 259H20V257L21 256H17V253H19L20 255H21V253H23L22 255L23 256H25V258H26V256L28 255H26V252L28 253V246L30 245V246H34L33 245V242H31V244L27 241V243H26V241H25V243L24 244H22V242L20 243V242H14ZM32 240V239H31ZM73 240V239H72ZM72 240L70 241V242H68L69 244L72 242ZM92 240V239H91ZM149 240V239H148ZM183 240V239H182ZM206 240V239H205ZM205 240L203 241V243L205 242ZM209 240V239H208ZM88 241V240H87ZM90 241V240H89ZM114 241V240H113ZM134 241V240H133ZM132 241V242H133ZM171 241H173L172 239H171ZM170 241V239H169V242H171ZM211 241V240H210ZM3 242H4V240H3ZM34 242H35V240H34ZM39 242H43V240L42 241H39ZM45 242V241H44ZM84 242V241H83ZM86 242V241H85ZM92 242V241H91ZM206 242H207V240H206ZM223 242V241H222ZM13 243V244H12ZM17 243L19 244V245H21L22 246V248L21 247H19V245H17ZM36 243V242H35ZM34 243V244H35ZM90 243V242H89ZM98 243V242H97ZM115 243H117L116 241H115ZM114 243V244H115ZM208 243V242H207ZM224 244H225V242H223ZM223 243H222V245H223ZM2 244V243H1ZM5 244V243H4ZM40 243H38V245H39ZM45 243H43V245H44ZM47 244H49V243H47ZM194 244H195V242H194ZM206 244V243H205ZM209 244H210V242H209ZM212 244V243H211ZM215 244H217V243H214V245ZM10 245V246H11ZM37 245V244H36ZM35 245V246H36ZM64 245H66V244H64ZM106 245V246H105ZM117 245H118V243H117ZM184 245H185V243H184ZM208 245V244H207ZM5 246V245H4ZM45 246V245H44ZM50 246V245H49ZM53 246V245H52ZM83 246V245H82ZM111 246H113V245H111ZM178 246H180V245H178ZM182 246V245H181ZM188 246H190V245H188ZM193 246V245H192ZM51 247V246H50ZM49 247V248H50ZM81 247V246H80ZM79 247V248H80ZM99 247H98V250H99ZM115 247V246H114ZM118 247V246H117ZM219 247V246H218ZM25 248H27L26 249V251H25ZM32 248V247H31ZM51 248H53V247H51ZM55 248V247H54ZM68 248V247H67ZM67 248H66V250H67ZM78 248V247H77ZM110 248H112V247H110ZM163 248V247H162ZM7 249H9V247L7 248ZM95 249V248H94ZM104 249V248H103ZM108 247H107V251H106V253H103V254H105V255H107L108 254V252L110 251H108ZM119 249V248H118ZM139 249V250H138ZM137 250H136V253L135 254H137V256H139L140 257V255H144V253H142V251H140V248H138ZM171 249H174V248H171ZM212 249V248H211ZM235 249V248H234ZM258 249V248H257ZM1 250V249H0ZM5 250V249H4ZM32 250V249H31ZM53 250V249H52ZM57 250V249H56ZM125 250V249H124ZM223 250V249H222ZM77 251H79V250H77ZM77 251L75 252V254H74V256H78V255H76V253H77ZM105 251V249L104 250H102V249H100V251H96V261L98 262V260H97V256L99 255V256H104V255H100L102 252H104ZM134 251V250H133ZM31 252V251H30ZM50 252V251H49ZM135 252V251H134ZM144 252H146L147 253V251H144ZM162 252V251H161ZM219 252V251H218ZM250 252V251H249ZM9 253H11V252H9ZM16 253V254H15ZM58 253V252H57ZM63 253H65V254H63ZM69 253L71 254V255H69ZM73 250H72V252L70 251H65V250H63V252H62V254H60V255H62L63 256V258H64V256H65V258L67 257V256H69V257H73ZM95 253V252H94ZM158 252H156V254H157ZM163 253V252H162ZM167 253V252H166ZM165 253V254H166ZM212 253V252H211ZM244 253V252H243ZM18 254V255H19ZM25 254V255H24ZM32 254V253H31ZM50 254H51V252H50ZM49 254V255H50ZM112 254V253H111ZM122 254V253H121ZM135 254H133L132 253V255H135ZM180 254V253H179ZM35 255V254H34ZM48 255V256H49ZM55 255V254H54ZM67 255V256H66ZM110 255V254H109ZM130 256H132L131 254H129ZM18 257V259H17V257ZM28 256H30V255H28ZM33 256V255H32ZM136 256V255H135ZM145 257H146V254L144 255ZM161 257H162V255H160ZM263 256V255H262ZM11 257V256H10ZM81 257V256H80ZM92 257H93V255H92ZM138 257V258H139ZM223 257V256H222ZM6 258H7V256H6ZM9 258V257H8ZM29 258V257H28ZM30 258L32 259V257L30 256ZM43 258H45L44 256H43ZM50 258V257H49ZM51 258H52V256H51ZM68 258V257H67ZM91 258V257H90ZM147 258H149V256L147 257ZM151 258V257H150ZM259 258V257H258ZM3 259V258H2ZM56 259V258H55ZM59 259V258H58ZM143 259H144V257H143ZM152 259V258H151ZM239 259V258H238ZM253 259V258H252ZM20 260H22V259H20ZM28 261L30 260V259H27ZM36 260V259H35ZM35 260H33L34 262H35ZM61 260L62 261H64L63 259H62V257H61ZM77 260V259H76ZM175 260V259H174ZM173 260V261H174ZM7 261V260H6ZM24 263H27V262H25L24 261V259L22 260ZM38 261V260H37ZM57 261V260H56ZM92 262H93V258H92V260H91ZM100 261V260H99ZM121 261V260H120ZM138 261V260H137ZM30 262H31V260H30ZM30 262H28V263H30ZM85 262H86V260H85ZM85 262H84V264H85ZM90 262V261H89ZM88 262V263H89ZM152 262V261H151ZM166 262V261H165ZM193 262H195V261H193ZM1 263V262H0ZM6 264H7V262H5ZM19 263V262H18ZM27 263V264H28ZM32 263V262H31ZM30 263V264H31ZM35 263H37V262H35ZM68 263H69V261H68ZM78 263H79V259H78ZM87 263V264H88ZM121 263V262H120ZM157 263V262H156ZM162 263V262H161ZM172 263V262H171ZM186 263V262H185ZM198 263V262H197ZM247 263V262H246ZM13 264H14V262H13ZM153 264H155V263H153ZM243 264V263H242ZM248 264H250V263H248ZM254 264V263H253Z\"/></svg>",
	"mask_w": 264,
	"mask_h": 264
}]
</instances>
